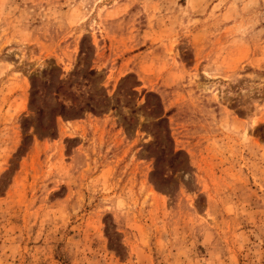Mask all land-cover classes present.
Segmentation results:
<instances>
[{
  "label": "rangeland",
  "instance_id": "1",
  "mask_svg": "<svg viewBox=\"0 0 264 264\" xmlns=\"http://www.w3.org/2000/svg\"><path fill=\"white\" fill-rule=\"evenodd\" d=\"M0 264H264V0H0Z\"/></svg>",
  "mask_w": 264,
  "mask_h": 264
}]
</instances>
